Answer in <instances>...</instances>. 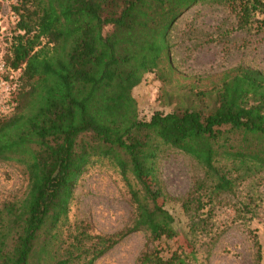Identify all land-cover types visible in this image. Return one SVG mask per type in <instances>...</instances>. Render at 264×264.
I'll return each mask as SVG.
<instances>
[{
	"label": "trees",
	"instance_id": "trees-1",
	"mask_svg": "<svg viewBox=\"0 0 264 264\" xmlns=\"http://www.w3.org/2000/svg\"><path fill=\"white\" fill-rule=\"evenodd\" d=\"M201 2L227 7L235 30L264 31L263 0H16L3 59L21 73L16 107L0 120V162L20 166L26 188L0 205V264H94L136 232L145 244L134 264H192L194 244L153 186L162 147L203 171L182 203L190 218L264 171V74L237 66L188 79L173 66L171 31ZM150 76L173 110L141 113L134 91ZM101 161L132 211L112 234L69 216Z\"/></svg>",
	"mask_w": 264,
	"mask_h": 264
},
{
	"label": "rangeland",
	"instance_id": "rangeland-1",
	"mask_svg": "<svg viewBox=\"0 0 264 264\" xmlns=\"http://www.w3.org/2000/svg\"><path fill=\"white\" fill-rule=\"evenodd\" d=\"M13 5V0H0L1 60L14 32ZM235 27V15L225 6L201 2L190 8L171 31L176 71L188 79L237 66L264 74V31H238ZM162 93L154 76L147 78L134 91L141 113L173 110L174 105L168 106ZM155 179L159 202L165 204L175 218V226L194 244L192 264H264V171L242 182L234 194L216 197L209 212L206 207L194 218H190L192 212L182 211V203L203 179L198 163L177 149L162 147ZM25 188L22 168L0 162V205L20 197ZM131 214L125 183L118 172L106 161L89 167L75 189L70 220H85L94 232L112 234L129 224ZM177 239L182 241L180 236ZM144 244L145 234L133 233L94 264H134Z\"/></svg>",
	"mask_w": 264,
	"mask_h": 264
},
{
	"label": "built area",
	"instance_id": "built-area-1",
	"mask_svg": "<svg viewBox=\"0 0 264 264\" xmlns=\"http://www.w3.org/2000/svg\"><path fill=\"white\" fill-rule=\"evenodd\" d=\"M20 73V69L8 68L4 59H0V120L10 115L16 107Z\"/></svg>",
	"mask_w": 264,
	"mask_h": 264
}]
</instances>
